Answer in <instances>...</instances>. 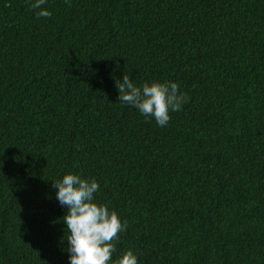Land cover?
<instances>
[{"label":"trees","instance_id":"trees-1","mask_svg":"<svg viewBox=\"0 0 264 264\" xmlns=\"http://www.w3.org/2000/svg\"><path fill=\"white\" fill-rule=\"evenodd\" d=\"M42 7L0 0V264H69L68 172L127 221L113 260L264 264V0ZM123 73L189 100L161 127L119 102Z\"/></svg>","mask_w":264,"mask_h":264},{"label":"clouds","instance_id":"clouds-1","mask_svg":"<svg viewBox=\"0 0 264 264\" xmlns=\"http://www.w3.org/2000/svg\"><path fill=\"white\" fill-rule=\"evenodd\" d=\"M28 3L37 18L52 16L51 11L42 7L46 0H28ZM65 3L70 6V0ZM114 83L122 105L134 106L144 117L154 118L161 127L169 123L171 112L181 111L189 100L187 93L181 92L179 84L173 81L154 80L137 86L129 74L123 73L122 79L114 78ZM52 184L59 204L66 207L59 219L68 230L66 239L62 240H67L69 264H138L131 250L112 259L119 234L125 232L128 223L122 222L107 204L96 202L94 194L100 190V185L94 178L68 172L52 180Z\"/></svg>","mask_w":264,"mask_h":264}]
</instances>
